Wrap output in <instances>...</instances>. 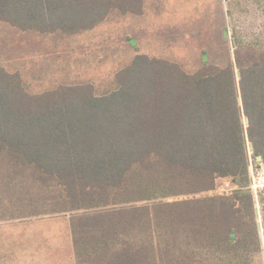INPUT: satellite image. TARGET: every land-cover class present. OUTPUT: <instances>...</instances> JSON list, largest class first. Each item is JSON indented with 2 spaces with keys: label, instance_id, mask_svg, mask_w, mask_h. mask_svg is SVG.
I'll return each instance as SVG.
<instances>
[{
  "label": "trees",
  "instance_id": "16d2710c",
  "mask_svg": "<svg viewBox=\"0 0 264 264\" xmlns=\"http://www.w3.org/2000/svg\"><path fill=\"white\" fill-rule=\"evenodd\" d=\"M145 3L0 0V21L72 36ZM234 55L224 66L204 55L191 73L139 54L104 95L92 84L31 94L0 66V203L22 207L9 218L71 214L76 264H264V187L250 172L264 164V51L238 39ZM219 179L236 188L164 201Z\"/></svg>",
  "mask_w": 264,
  "mask_h": 264
},
{
  "label": "rangeland",
  "instance_id": "374dc122",
  "mask_svg": "<svg viewBox=\"0 0 264 264\" xmlns=\"http://www.w3.org/2000/svg\"><path fill=\"white\" fill-rule=\"evenodd\" d=\"M238 39L264 51V0H146L142 16L116 11L94 30L72 36L21 31L0 21V66L20 73L31 94L92 84L104 95L115 90L116 73L136 55L179 63L192 73L204 55L220 66L229 55L234 60ZM256 165L250 172L258 192L264 187V164ZM235 188L231 179H219L210 193L164 201L231 194ZM9 200L0 203V264H76L71 214L10 219L22 207ZM257 211L263 234L258 197Z\"/></svg>",
  "mask_w": 264,
  "mask_h": 264
},
{
  "label": "water",
  "instance_id": "95a60500",
  "mask_svg": "<svg viewBox=\"0 0 264 264\" xmlns=\"http://www.w3.org/2000/svg\"><path fill=\"white\" fill-rule=\"evenodd\" d=\"M258 160H259V161H261V160H262V158H261V157H259V158H258ZM232 237H233V238H235V236H234V235H233Z\"/></svg>",
  "mask_w": 264,
  "mask_h": 264
},
{
  "label": "crops",
  "instance_id": "0c3cea01",
  "mask_svg": "<svg viewBox=\"0 0 264 264\" xmlns=\"http://www.w3.org/2000/svg\"><path fill=\"white\" fill-rule=\"evenodd\" d=\"M69 225H70V221H69ZM1 228V227H0ZM71 230V229H70ZM71 237H72V233H71ZM73 246H74V244H73ZM75 263H76V261H75Z\"/></svg>",
  "mask_w": 264,
  "mask_h": 264
},
{
  "label": "built area",
  "instance_id": "2783aa9c",
  "mask_svg": "<svg viewBox=\"0 0 264 264\" xmlns=\"http://www.w3.org/2000/svg\"><path fill=\"white\" fill-rule=\"evenodd\" d=\"M254 191H255V188H254ZM257 193V192H256Z\"/></svg>",
  "mask_w": 264,
  "mask_h": 264
}]
</instances>
